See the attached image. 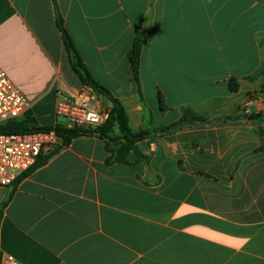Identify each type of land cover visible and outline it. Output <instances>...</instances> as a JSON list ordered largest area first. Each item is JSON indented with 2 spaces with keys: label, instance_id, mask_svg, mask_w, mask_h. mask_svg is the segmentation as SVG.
I'll return each instance as SVG.
<instances>
[{
  "label": "crops",
  "instance_id": "crops-1",
  "mask_svg": "<svg viewBox=\"0 0 264 264\" xmlns=\"http://www.w3.org/2000/svg\"><path fill=\"white\" fill-rule=\"evenodd\" d=\"M57 11L91 75L134 130L152 135L125 162L108 161L97 136L61 143L17 186L1 187L2 256L264 264V0H0V66L28 99L25 115L67 128L59 96L86 86ZM144 35L140 94L128 55ZM186 113L205 121L155 133Z\"/></svg>",
  "mask_w": 264,
  "mask_h": 264
},
{
  "label": "built area",
  "instance_id": "built-area-1",
  "mask_svg": "<svg viewBox=\"0 0 264 264\" xmlns=\"http://www.w3.org/2000/svg\"><path fill=\"white\" fill-rule=\"evenodd\" d=\"M98 96L90 87L71 95H60L56 113L67 121L68 129L89 130L103 125L109 109L98 105ZM30 108L28 99L0 66V124L21 119ZM57 133H0V188L13 186L20 176L32 169L39 158L49 157L61 145ZM0 264H21L11 255H3Z\"/></svg>",
  "mask_w": 264,
  "mask_h": 264
},
{
  "label": "trees",
  "instance_id": "trees-1",
  "mask_svg": "<svg viewBox=\"0 0 264 264\" xmlns=\"http://www.w3.org/2000/svg\"><path fill=\"white\" fill-rule=\"evenodd\" d=\"M57 24L58 28L62 32V36L64 39L65 47L70 56V61L73 67L74 72L78 75L83 86L92 88L96 93L104 95L107 97L112 103V108L110 110V116L108 120L101 126L89 129H68L63 126L56 127H40L38 126L35 118L31 113H28L21 119L12 120L5 124H0V133L8 134V133H32V132H49L54 130L58 137L62 140V146H69L74 139H77L82 136H97L105 143V148L107 152L110 154L108 161L110 162H125L127 161L128 155L136 149L138 143L147 139L152 132L149 130L141 129L134 130L130 125V119L126 107L119 99L113 97L111 93L101 85L96 79L91 75L88 71L84 62L77 51L75 44L64 26V21L57 11ZM148 35L139 36L136 38L131 51L129 52L128 59L131 65L132 77L136 85L138 86L139 93L141 94V56L144 47L148 43ZM240 88L239 83L236 80H232V91H238ZM205 120L201 117L195 116L190 113H186L180 121L168 126L163 127L158 130H155L156 134L166 135L172 133L182 127L188 125H194L195 123H203ZM58 147L53 155L59 150ZM53 155L46 157L43 162L37 164L30 169L28 172L23 174L18 178L15 182V186H17L21 179L27 174L31 173L35 168L43 165L49 158ZM40 160V159H39ZM12 195L10 196V199ZM9 199V200H10ZM8 202H5L2 206H0V222L3 217V210L7 206ZM2 254L0 251V262H1Z\"/></svg>",
  "mask_w": 264,
  "mask_h": 264
},
{
  "label": "rangeland",
  "instance_id": "rangeland-1",
  "mask_svg": "<svg viewBox=\"0 0 264 264\" xmlns=\"http://www.w3.org/2000/svg\"><path fill=\"white\" fill-rule=\"evenodd\" d=\"M61 121H63V122H64L65 120H64L63 118H61Z\"/></svg>",
  "mask_w": 264,
  "mask_h": 264
}]
</instances>
